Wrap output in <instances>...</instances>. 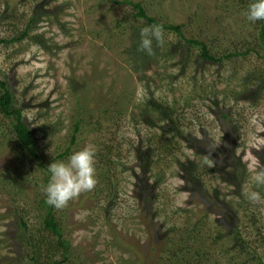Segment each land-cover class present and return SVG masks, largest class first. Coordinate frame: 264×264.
I'll use <instances>...</instances> for the list:
<instances>
[{"label":"rangeland","instance_id":"374dc122","mask_svg":"<svg viewBox=\"0 0 264 264\" xmlns=\"http://www.w3.org/2000/svg\"><path fill=\"white\" fill-rule=\"evenodd\" d=\"M124 1L0 0V40H6L0 42V78L33 130L43 164L66 161L85 146L95 149L96 187L56 209L73 248L68 264H158L159 231L173 223L181 228L189 215L193 222L206 216L202 234L208 238L209 264L257 263L252 256L231 261L226 234L238 223L251 248H262L264 257V210L242 194L248 165L264 167V99L239 87L241 75L264 63L251 54L213 64L184 42L185 49H178L179 37L168 31L163 47L154 44L155 55L140 53L136 45L147 24L134 19L136 9ZM132 1L163 23L183 24L187 37L207 41L220 54L246 50L242 46L254 42L259 32L232 0ZM31 18L28 35L21 38ZM228 95L234 99L224 104ZM161 98L174 109L186 135L176 139L177 155L165 159L154 150L160 133L154 138L153 133L162 123L150 124L156 121L150 102ZM82 118L77 143L69 156L58 159ZM0 120V264H25L20 217L26 216L35 232L40 228L42 212L35 199L45 194L47 172L38 160L20 171L10 124ZM146 153L158 160L151 172L145 169L151 161ZM205 157L212 166L203 163ZM103 158L113 164L106 166ZM192 162L202 172L194 184L206 186L201 191L208 200L186 179ZM147 172L157 175L159 184L156 190H143L155 197V218L149 217L141 192L135 193ZM257 190L264 195V187ZM218 218L228 230L215 224ZM220 231L226 233L223 239Z\"/></svg>","mask_w":264,"mask_h":264},{"label":"trees","instance_id":"16d2710c","mask_svg":"<svg viewBox=\"0 0 264 264\" xmlns=\"http://www.w3.org/2000/svg\"><path fill=\"white\" fill-rule=\"evenodd\" d=\"M237 3V8H241L242 10L247 11L249 4L252 0H232ZM124 3H128L132 5L136 9V13L134 14V19L136 20H145L147 25L152 24H162L165 31L176 34L180 42L176 46L178 49H185L181 44L184 42L185 45H189L192 48H196L199 51V57L207 62L213 64L226 65V63L235 61V59L248 57L251 54H256L257 58L264 63V54H261V51L264 52V21H256L254 22L255 28L259 30L257 35L255 36L254 42L248 40V45H243L242 48H246L244 51L238 50L239 48H234L230 52H224L220 54V52L213 49L212 45H210L207 41L201 40L197 37H187L183 32V24H175V23H163L157 17L148 15L145 7L141 2H134L132 0H125ZM225 8H230L229 5H225ZM34 18L29 20V23L26 27L25 32L22 34V37H26L28 35V31L32 27ZM253 23V22H252ZM15 40L18 38H14ZM5 42L6 40H0V42ZM13 41V40H12ZM140 41V40H139ZM245 43V42H244ZM174 46V49H176ZM138 48V45H136ZM173 49V48H172ZM141 53V51H140ZM233 70V69H232ZM234 73H238V71L233 70ZM239 87H241V92H248L249 89L253 91V95L259 96V100L262 101L264 99V68L259 65L254 70H251L247 74L241 75L239 78ZM217 95H214L216 97ZM230 95L224 97V104L227 103L228 100H231ZM160 101L151 100L150 107H153L151 111L156 113V121L150 122L151 126H154L158 123L160 125V131L155 130L156 133H153V138L158 140V146L154 149L156 150V156H161L162 159L169 158L177 155L178 144L176 143V139L180 136L185 135V129L183 128V123L179 118L174 114V109L171 108L166 102H164L163 98L159 99ZM145 114H143V117ZM0 119H5L10 124V131L8 132L14 140L15 148L18 150V153L15 154V159L19 163V169L21 172H24L28 169V166L34 161L38 160V163L42 168L47 172L46 174V183L50 178V173L48 171V166L43 164L41 159L42 156L38 152V141L34 135L33 130L27 125L24 120V116L22 113V109L17 108L14 105V95L11 89L9 88L6 80H2L0 78ZM236 119V118H235ZM235 119H233L235 121ZM1 121V120H0ZM84 119H79L74 125V131L71 137L70 146H68L63 152H61L57 158L63 159L66 156H69L70 150L76 142V136L81 129V126L84 124ZM4 123V122H3ZM3 124L0 122V128ZM7 134L5 133L4 136ZM111 149H109L110 151ZM110 154V152H109ZM151 156V161L145 164L147 171H153L156 167V163L158 160H155L153 155L146 153ZM149 156V157H150ZM105 158L107 156H104ZM153 157V158H152ZM104 159L105 165L113 164L111 159ZM143 158V156H141ZM108 162H107V161ZM144 160V158H143ZM40 161V162H39ZM199 165V164H197ZM192 162L190 169L188 171V177L186 178L189 183L193 186L194 189L199 190L198 196L202 199L208 200L209 196L205 195L201 189L206 187L203 183L201 185L194 184V179L199 177L202 172L199 171L198 166ZM150 172L144 173V176L139 177V182L136 185L135 193L139 196V191L141 192L140 200H144L145 204H149L150 211L149 217L153 215L159 216L158 212L155 213L153 211L154 198L150 193H143L144 187H150V190L158 189V181L156 179L157 175H153ZM104 173V172H103ZM155 178V179H154ZM186 180V181H187ZM238 188L240 185L236 184ZM263 195V194H262ZM139 198V197H138ZM201 200V199H200ZM35 204L38 206V209L42 212L41 216V226L36 230V232L30 228L28 221L26 220V216L20 217V221L25 228V254L26 258L25 264H68L72 258H74L73 248L71 246V242L64 236L63 226L60 223V220L57 217V210L48 205L46 203V195L38 196L35 199ZM225 213L227 216H230V210L225 208ZM219 215V214H218ZM190 216V217H189ZM187 220L182 222L181 228H177L175 223H173L170 227L165 230L159 231V237L163 243L159 245V253L160 256L157 258L158 264H209V260L211 259V251L210 247L207 248V239L204 238L203 232V224L206 216H202L196 221H192L191 215H189ZM254 216V215H253ZM218 225L220 229L228 230V226L225 225V222L222 218H218ZM230 221V218L226 217ZM252 219V218H251ZM253 220V219H252ZM237 222V220H236ZM231 223V221H230ZM259 221H256L252 225H258ZM236 223L235 226L228 231V233H223L220 231V235L218 238L223 236L230 235V240L232 242V246L229 248L227 254H231L229 258L231 261L233 259H239L241 262L244 259H254L257 261L255 264H264V257L259 253L260 248H251V244L246 241V237L240 231V226ZM166 226V225H165ZM163 231V232H162ZM261 234V229L259 230ZM35 232V233H33ZM204 233L207 236V231L204 230ZM259 236V232L257 231V235ZM235 251V252H232ZM233 253H236L233 255ZM231 261H228L230 263ZM245 261V260H244ZM21 262L23 259L21 258ZM24 264V263H23Z\"/></svg>","mask_w":264,"mask_h":264},{"label":"clouds","instance_id":"9594fccd","mask_svg":"<svg viewBox=\"0 0 264 264\" xmlns=\"http://www.w3.org/2000/svg\"><path fill=\"white\" fill-rule=\"evenodd\" d=\"M245 14L250 22L264 21V0H252ZM140 36L138 51L149 56L155 55L154 44L157 47L165 44V29L162 24L144 26L140 30ZM203 163L212 166L213 162L205 157ZM48 171L50 178L42 188L46 203L62 210L81 194L96 187L98 178L95 149L85 146L73 152L66 161L53 160L48 165ZM248 173L249 180L242 186V194L248 202L264 210V195L257 190L264 187V167L249 164Z\"/></svg>","mask_w":264,"mask_h":264}]
</instances>
